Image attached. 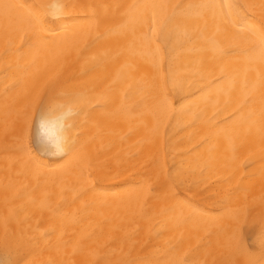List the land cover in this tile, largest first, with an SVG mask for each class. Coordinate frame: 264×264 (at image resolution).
<instances>
[{"label":"bare ground","instance_id":"obj_1","mask_svg":"<svg viewBox=\"0 0 264 264\" xmlns=\"http://www.w3.org/2000/svg\"><path fill=\"white\" fill-rule=\"evenodd\" d=\"M0 264H264V0H0Z\"/></svg>","mask_w":264,"mask_h":264},{"label":"rangeland","instance_id":"obj_2","mask_svg":"<svg viewBox=\"0 0 264 264\" xmlns=\"http://www.w3.org/2000/svg\"><path fill=\"white\" fill-rule=\"evenodd\" d=\"M29 129L30 130L28 131V133L29 132L30 133L28 135V141H29L30 147H31L32 151L39 153L40 152V144H39L38 139H37L35 119H33L31 121ZM241 238H242V241H243L245 247L248 248V250L251 252L252 251V243H251L250 238H249V232H247L244 228L242 229V232H241ZM247 242H248V244H247Z\"/></svg>","mask_w":264,"mask_h":264},{"label":"clouds","instance_id":"obj_3","mask_svg":"<svg viewBox=\"0 0 264 264\" xmlns=\"http://www.w3.org/2000/svg\"><path fill=\"white\" fill-rule=\"evenodd\" d=\"M57 154H59V153H57Z\"/></svg>","mask_w":264,"mask_h":264},{"label":"snow or ice","instance_id":"obj_4","mask_svg":"<svg viewBox=\"0 0 264 264\" xmlns=\"http://www.w3.org/2000/svg\"><path fill=\"white\" fill-rule=\"evenodd\" d=\"M59 150V149H58Z\"/></svg>","mask_w":264,"mask_h":264}]
</instances>
